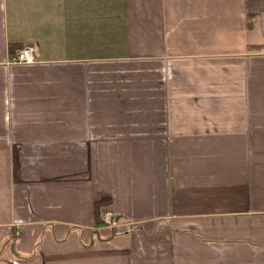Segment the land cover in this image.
<instances>
[{
    "label": "crops",
    "instance_id": "1",
    "mask_svg": "<svg viewBox=\"0 0 264 264\" xmlns=\"http://www.w3.org/2000/svg\"><path fill=\"white\" fill-rule=\"evenodd\" d=\"M0 264H264V0H0Z\"/></svg>",
    "mask_w": 264,
    "mask_h": 264
},
{
    "label": "built area",
    "instance_id": "2",
    "mask_svg": "<svg viewBox=\"0 0 264 264\" xmlns=\"http://www.w3.org/2000/svg\"><path fill=\"white\" fill-rule=\"evenodd\" d=\"M35 61L34 52L31 47H25L23 48L13 59L14 63L17 64H32ZM113 213L112 212H106L102 216L103 223L108 226H113Z\"/></svg>",
    "mask_w": 264,
    "mask_h": 264
},
{
    "label": "trees",
    "instance_id": "3",
    "mask_svg": "<svg viewBox=\"0 0 264 264\" xmlns=\"http://www.w3.org/2000/svg\"><path fill=\"white\" fill-rule=\"evenodd\" d=\"M263 48L262 47H258V48H251L250 50H262ZM104 205H108V202L106 201H102V202H98L95 204V213H96V225H103V222L101 220L102 216L100 214V210L101 208L104 206ZM15 239V242H16V235L13 237ZM12 238V239H13ZM13 239V240H14ZM14 242V241H13ZM14 242V243H15Z\"/></svg>",
    "mask_w": 264,
    "mask_h": 264
}]
</instances>
